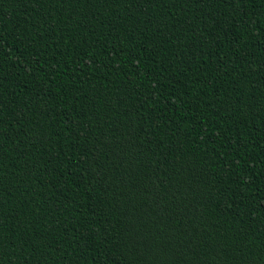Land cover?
<instances>
[{"label": "trees", "instance_id": "16d2710c", "mask_svg": "<svg viewBox=\"0 0 264 264\" xmlns=\"http://www.w3.org/2000/svg\"><path fill=\"white\" fill-rule=\"evenodd\" d=\"M0 264H264V0H0Z\"/></svg>", "mask_w": 264, "mask_h": 264}]
</instances>
